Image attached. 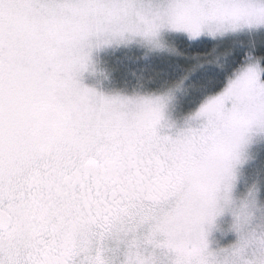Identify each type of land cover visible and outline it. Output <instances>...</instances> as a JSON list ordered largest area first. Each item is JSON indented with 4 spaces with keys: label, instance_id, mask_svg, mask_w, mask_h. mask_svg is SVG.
I'll return each mask as SVG.
<instances>
[{
    "label": "snow or ice",
    "instance_id": "1",
    "mask_svg": "<svg viewBox=\"0 0 264 264\" xmlns=\"http://www.w3.org/2000/svg\"><path fill=\"white\" fill-rule=\"evenodd\" d=\"M0 264H264V0H0Z\"/></svg>",
    "mask_w": 264,
    "mask_h": 264
},
{
    "label": "rangeland",
    "instance_id": "2",
    "mask_svg": "<svg viewBox=\"0 0 264 264\" xmlns=\"http://www.w3.org/2000/svg\"><path fill=\"white\" fill-rule=\"evenodd\" d=\"M85 82H86V83H91L90 79L87 78V75H86Z\"/></svg>",
    "mask_w": 264,
    "mask_h": 264
}]
</instances>
